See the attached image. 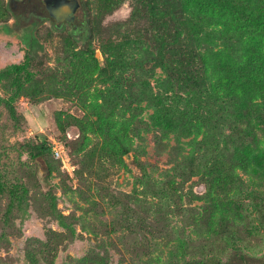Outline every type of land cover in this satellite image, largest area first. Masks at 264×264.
<instances>
[{
	"label": "rangeland",
	"instance_id": "rangeland-1",
	"mask_svg": "<svg viewBox=\"0 0 264 264\" xmlns=\"http://www.w3.org/2000/svg\"><path fill=\"white\" fill-rule=\"evenodd\" d=\"M79 1L0 0V264H264V0Z\"/></svg>",
	"mask_w": 264,
	"mask_h": 264
},
{
	"label": "trees",
	"instance_id": "trees-1",
	"mask_svg": "<svg viewBox=\"0 0 264 264\" xmlns=\"http://www.w3.org/2000/svg\"><path fill=\"white\" fill-rule=\"evenodd\" d=\"M204 11L208 12V14H213L215 16H217L218 18L220 19H225L226 17H228L230 15V13L227 11V9L225 8H216L215 6L214 7H207V6H203L202 8ZM210 10V11H209ZM205 12V13H206ZM207 14V13H206ZM31 17H34L35 19H39V15L31 12L29 14H18L16 16V18L18 19V23L15 25V29H25L26 27L29 26V21L28 19L31 18ZM71 35L73 38H79L80 37V30L77 29V28H73L71 30ZM29 64V61H28V57H27V60H25L24 62L18 64V65H14L12 67V71L16 74L18 73H21L23 70H25L27 68ZM189 80H191V82H193V78L191 76H189ZM196 83V82H195ZM45 150H48V148H46ZM90 264L87 262L86 259L82 258L81 260H78V263L77 264ZM71 264V263H70ZM97 264H102V263H97Z\"/></svg>",
	"mask_w": 264,
	"mask_h": 264
},
{
	"label": "water",
	"instance_id": "water-1",
	"mask_svg": "<svg viewBox=\"0 0 264 264\" xmlns=\"http://www.w3.org/2000/svg\"><path fill=\"white\" fill-rule=\"evenodd\" d=\"M44 2L49 17L56 25L71 22L80 6L79 0H44Z\"/></svg>",
	"mask_w": 264,
	"mask_h": 264
},
{
	"label": "flooded vegetation",
	"instance_id": "flooded-vegetation-1",
	"mask_svg": "<svg viewBox=\"0 0 264 264\" xmlns=\"http://www.w3.org/2000/svg\"><path fill=\"white\" fill-rule=\"evenodd\" d=\"M6 29L13 30V31H11V32H14V31L17 32L16 29H15V25H13V24H9V25H7V26H6ZM20 30H23V32H24L23 34H25V33L28 32V30H26V29H20ZM17 33H18V32H17Z\"/></svg>",
	"mask_w": 264,
	"mask_h": 264
}]
</instances>
